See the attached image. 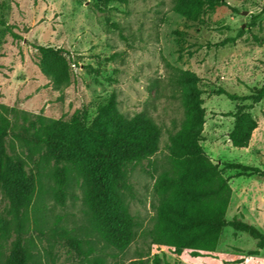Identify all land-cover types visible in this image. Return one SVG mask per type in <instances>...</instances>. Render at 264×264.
Wrapping results in <instances>:
<instances>
[{
	"label": "rangeland",
	"instance_id": "374dc122",
	"mask_svg": "<svg viewBox=\"0 0 264 264\" xmlns=\"http://www.w3.org/2000/svg\"><path fill=\"white\" fill-rule=\"evenodd\" d=\"M0 0V106L11 125L0 154L17 173L16 186L0 184V264H264L257 241L226 226L214 253L193 257L152 243V228L163 196L155 190L169 168L168 138L184 117L183 90L177 77L194 75L191 96L204 111L205 154L222 170L232 188L226 220L234 217L264 234V177L238 176L226 163L264 170V99L251 113L258 121L248 148H235L228 134L238 102L216 91L248 96L264 84V0H222L190 21L176 11L178 0ZM184 32L178 52L176 32ZM236 38L235 42H222ZM38 47L58 52L66 78L53 81L41 63L51 62ZM116 97L126 116L144 113L163 128L153 157L127 167L119 192L138 223L129 247L106 245L93 229L84 203L83 180L65 162L51 158L55 148L37 145L29 125L37 117L67 121L74 113L96 117ZM95 176L102 175L97 167ZM56 173H64V203L57 197ZM83 240L87 258H79L62 231Z\"/></svg>",
	"mask_w": 264,
	"mask_h": 264
},
{
	"label": "trees",
	"instance_id": "16d2710c",
	"mask_svg": "<svg viewBox=\"0 0 264 264\" xmlns=\"http://www.w3.org/2000/svg\"><path fill=\"white\" fill-rule=\"evenodd\" d=\"M122 1L123 0H112ZM222 0H178L176 11L190 21L201 20L205 10L225 6ZM178 52L185 50L184 32H176ZM236 38L222 42H235ZM46 59L41 63L43 71L53 80L66 78V63L57 51L38 47ZM183 90L184 117L180 128L169 134L167 150L169 168L163 171L155 190L163 201L157 208L155 222L147 231L152 243L173 248L181 255L191 250L193 257L214 253L219 245L222 231L230 226L235 231L249 234L257 241L258 255L264 249V234L252 224L234 217L226 220L232 188L217 164L205 154L200 142L204 125V111L191 96L194 75L183 73L177 77ZM239 105L233 113L234 125L228 134L235 148H248L258 121L251 110L264 99V84L254 88L248 96L231 94L224 89L216 91ZM7 109L0 106V148L10 128ZM37 145L55 148L51 158L68 164L83 180L84 203L91 216L94 231L103 243L117 250H126L133 241L138 226L119 192L127 178L129 165L141 163L153 157L160 149L163 128L144 113L131 117L117 107L115 95L106 105L99 107L96 117L88 119L86 113L77 111L71 119L37 117L29 125ZM97 167L102 175L95 176L92 168ZM228 170L238 171V176L264 177V170L241 163H226ZM65 174L56 173L59 185L57 197L64 203L63 189ZM17 173L11 172V162L0 154V184L16 186ZM62 234L69 241L73 253L87 258L93 249L84 250V242L66 230ZM24 264L34 263L35 255L23 254ZM5 264H12L8 259ZM93 264H104L97 259ZM141 264V263H138ZM154 264H161L158 257ZM181 264V263H179Z\"/></svg>",
	"mask_w": 264,
	"mask_h": 264
}]
</instances>
